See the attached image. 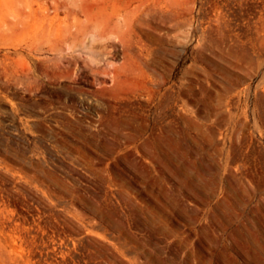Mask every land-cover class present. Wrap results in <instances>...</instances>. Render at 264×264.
<instances>
[{
  "label": "rangeland",
  "instance_id": "obj_1",
  "mask_svg": "<svg viewBox=\"0 0 264 264\" xmlns=\"http://www.w3.org/2000/svg\"><path fill=\"white\" fill-rule=\"evenodd\" d=\"M0 264H264V0H0Z\"/></svg>",
  "mask_w": 264,
  "mask_h": 264
},
{
  "label": "bare ground",
  "instance_id": "obj_2",
  "mask_svg": "<svg viewBox=\"0 0 264 264\" xmlns=\"http://www.w3.org/2000/svg\"><path fill=\"white\" fill-rule=\"evenodd\" d=\"M100 74V73H99Z\"/></svg>",
  "mask_w": 264,
  "mask_h": 264
}]
</instances>
